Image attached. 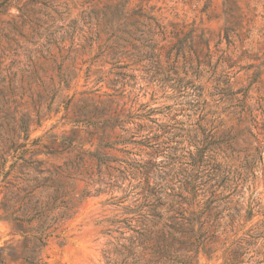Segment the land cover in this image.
Here are the masks:
<instances>
[{
    "label": "rangeland",
    "instance_id": "rangeland-1",
    "mask_svg": "<svg viewBox=\"0 0 264 264\" xmlns=\"http://www.w3.org/2000/svg\"><path fill=\"white\" fill-rule=\"evenodd\" d=\"M24 144L32 205L72 200L48 264H264V0H0L7 169Z\"/></svg>",
    "mask_w": 264,
    "mask_h": 264
},
{
    "label": "trees",
    "instance_id": "trees-1",
    "mask_svg": "<svg viewBox=\"0 0 264 264\" xmlns=\"http://www.w3.org/2000/svg\"><path fill=\"white\" fill-rule=\"evenodd\" d=\"M24 148H26V144L16 150L12 156V164L8 169L4 165L7 162L6 159L2 158V162H0L1 194L4 195L0 203V223L12 224L15 234L24 239L23 245L19 249L8 243L0 247V264H48L43 257L44 249L48 245V240L55 237L54 234L58 231L61 220L69 218L72 210V200H65L67 197L66 184L63 180L56 184L54 178L45 181V183L50 182L51 186L44 184L46 189L56 187V196L52 204L38 202L36 205H32L39 186L29 189L28 186H23V183L20 182L22 179L12 176L16 169L22 171L25 166L41 164L33 161L32 158L27 159L26 155L29 150ZM61 171V168L57 169L56 177L59 179L70 178ZM51 175L53 174L51 173Z\"/></svg>",
    "mask_w": 264,
    "mask_h": 264
}]
</instances>
